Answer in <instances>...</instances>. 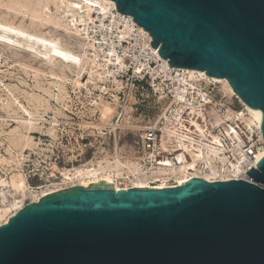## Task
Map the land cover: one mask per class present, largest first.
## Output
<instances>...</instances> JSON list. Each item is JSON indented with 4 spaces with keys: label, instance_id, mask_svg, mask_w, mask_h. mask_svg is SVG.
I'll return each mask as SVG.
<instances>
[{
    "label": "water",
    "instance_id": "obj_1",
    "mask_svg": "<svg viewBox=\"0 0 264 264\" xmlns=\"http://www.w3.org/2000/svg\"><path fill=\"white\" fill-rule=\"evenodd\" d=\"M112 1L168 65L226 79L264 139V0ZM246 174L47 193L0 225V264H264V155Z\"/></svg>",
    "mask_w": 264,
    "mask_h": 264
},
{
    "label": "bare ground",
    "instance_id": "obj_2",
    "mask_svg": "<svg viewBox=\"0 0 264 264\" xmlns=\"http://www.w3.org/2000/svg\"><path fill=\"white\" fill-rule=\"evenodd\" d=\"M0 1L1 7L6 13L0 17V57L7 59L6 50L13 49L14 55L20 56L21 52L27 51L30 58H40L46 63V70L41 71L34 67L32 69L35 73L41 72L55 79L60 93L63 91V83L69 78L67 70L73 75V81L78 86L82 85L79 78L83 74H86L88 83H96L97 80H103L105 83L106 79L111 78V83L119 85L117 72L126 67L123 57L115 54L111 49L104 50L102 44L97 46L95 42L96 32L107 26L104 20L107 19L109 25L114 24L118 27V31L121 33L120 37L133 36L131 31L133 27H136L139 32L150 38L148 33L138 26L130 16L125 15L124 18L132 23H123L121 27L120 21L115 19L112 12V9H116L112 0H28L26 3H23L22 0ZM9 14H12V17ZM22 17L29 19V25L22 22ZM14 18H17V22H13ZM38 22L44 26L43 29L46 31L37 27ZM54 27L62 28L82 41L75 44L76 46L65 44L58 35L52 32ZM87 49H91L92 53ZM151 50L156 53L158 58H161L155 48L151 47ZM163 61L167 63L166 60L163 59ZM19 63L23 64V62ZM200 73L206 75L204 71H200ZM210 81L219 83L224 93L235 94L226 79L212 77ZM0 83L4 93L0 94V108H3L7 113L6 117H2V120L15 119L18 125L14 128L15 136L13 138L26 144L29 139V131L36 129V124L45 120L36 107H27L12 94L8 85L2 81ZM100 88L106 89V86H100ZM58 97L59 94L56 95V98ZM34 100L35 96L30 95L27 100L28 104L32 105ZM100 102L103 103L101 97ZM95 103L97 102L95 101ZM246 107L249 111L247 123L260 122V111ZM103 108L105 114L111 111L109 107ZM54 122L55 120L52 119L49 127L51 134H54ZM262 155H264V148L257 154V158ZM112 158L104 155L100 159L91 160L83 165L58 169L61 172L63 184L65 186L74 184L85 186L88 183L104 179L111 182L112 188L115 189L129 185L141 188H165L185 182L190 175L185 165L168 169L157 168L148 172L134 157L122 160L119 155H114ZM0 161L16 164L14 171L8 173V178L0 176V195L3 194V187H8L11 195V198L6 200H1L0 197V225L5 224L26 202L37 201L42 195L64 187L63 184L31 187L17 170V159L13 158L7 161L0 158ZM55 168L57 169V167ZM121 178L128 179L129 184H118V180Z\"/></svg>",
    "mask_w": 264,
    "mask_h": 264
},
{
    "label": "built area",
    "instance_id": "obj_3",
    "mask_svg": "<svg viewBox=\"0 0 264 264\" xmlns=\"http://www.w3.org/2000/svg\"><path fill=\"white\" fill-rule=\"evenodd\" d=\"M112 12L121 27L123 23H132L124 18L126 14L116 9ZM104 23L107 26L96 32L95 42L123 57L126 67L117 72V78L126 75L141 89H148V97L155 103H161L159 115L153 121L148 118L132 141L133 155H137L135 158L143 167L151 172L185 165L190 173L188 179L248 180L246 171L256 168L264 139L260 122L247 123L249 111L239 97L224 93L219 83L210 81L212 77L199 70L174 67L158 58L151 50L147 31L150 38L136 27L131 31L133 36L120 37L117 26L109 25L107 19ZM32 176L35 175L27 178ZM46 182L47 186L63 184L62 178L53 175ZM131 187L134 186L119 188ZM9 190L3 187L1 200L11 198Z\"/></svg>",
    "mask_w": 264,
    "mask_h": 264
},
{
    "label": "rangeland",
    "instance_id": "obj_4",
    "mask_svg": "<svg viewBox=\"0 0 264 264\" xmlns=\"http://www.w3.org/2000/svg\"><path fill=\"white\" fill-rule=\"evenodd\" d=\"M27 1L22 0L23 3ZM4 12L0 1V17L6 14ZM13 22H17V18ZM22 22L29 25L26 17H22ZM37 27L46 31L39 22ZM52 30L65 44L76 46L82 41L62 28ZM87 51L92 53L91 49ZM14 54L13 49L6 50L7 59L0 57V81L8 85L24 105L36 107L45 121L41 120L36 129L29 131L25 144L13 138L18 122L12 118L2 120L7 113L0 108V158L7 161L17 159V170L27 179V184L47 186L46 180L52 175L62 178L58 169L83 165L104 155L111 158L119 155L122 160L137 156L133 155L132 141L148 118L153 121L161 108L160 102L155 103L148 97V89H141L126 75L118 77L119 85H116L110 82L111 78L106 79V84L103 80L88 83L86 74H83L79 78L82 85L78 86L67 70L69 78L60 93L55 79L32 69L46 70L44 61L30 58L27 51L21 52L20 56ZM100 86H106V89ZM2 88L0 83V94H4ZM30 95L35 96L32 105L27 101ZM103 107H109L111 111L105 114ZM52 119L55 120L54 134L49 131ZM15 165L14 162L0 161V176L8 178ZM28 175L35 176L27 178ZM121 179L118 184H129L128 179Z\"/></svg>",
    "mask_w": 264,
    "mask_h": 264
}]
</instances>
